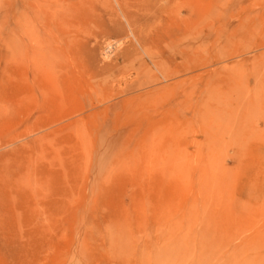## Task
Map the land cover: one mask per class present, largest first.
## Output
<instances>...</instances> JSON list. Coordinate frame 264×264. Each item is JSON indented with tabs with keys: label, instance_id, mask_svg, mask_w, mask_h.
Listing matches in <instances>:
<instances>
[{
	"label": "rangeland",
	"instance_id": "rangeland-1",
	"mask_svg": "<svg viewBox=\"0 0 264 264\" xmlns=\"http://www.w3.org/2000/svg\"><path fill=\"white\" fill-rule=\"evenodd\" d=\"M0 264H264V0H0Z\"/></svg>",
	"mask_w": 264,
	"mask_h": 264
}]
</instances>
